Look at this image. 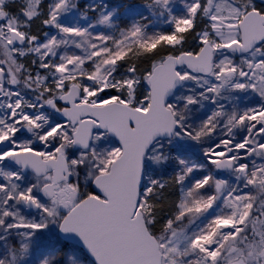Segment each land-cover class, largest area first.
Returning <instances> with one entry per match:
<instances>
[{
    "label": "snow or ice",
    "instance_id": "snow-or-ice-1",
    "mask_svg": "<svg viewBox=\"0 0 264 264\" xmlns=\"http://www.w3.org/2000/svg\"><path fill=\"white\" fill-rule=\"evenodd\" d=\"M0 264H264V0H0Z\"/></svg>",
    "mask_w": 264,
    "mask_h": 264
}]
</instances>
